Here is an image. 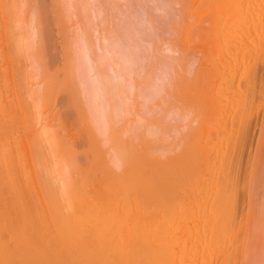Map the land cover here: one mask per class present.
I'll return each instance as SVG.
<instances>
[{"label": "rangeland", "instance_id": "rangeland-1", "mask_svg": "<svg viewBox=\"0 0 264 264\" xmlns=\"http://www.w3.org/2000/svg\"><path fill=\"white\" fill-rule=\"evenodd\" d=\"M15 1L17 2L16 5H15ZM15 1L14 0H0V26H1L0 27V41H2V42H0V64H1L0 68H2L3 65H4V67L7 66V72H8V73H5V74L3 72H0V75L2 74V76H0V77H1L2 85H3L4 81H6L7 84L10 83V85H7V86H9V88H8L9 89V91H8L9 92V96H11L14 93V96L12 95L9 99H8L9 96L7 97V99L10 101V102L7 101V103H9L10 107L14 108L16 110V113L18 114V115L16 114L17 120L15 122V126L13 125V128L14 127L16 128L17 125L21 127V128L20 127L19 128L22 130L20 133H22L21 134L22 138L24 137L25 142L23 140V142H24L23 148L24 147L25 148H24V153L21 150L22 148L20 149V153L24 154L23 156L18 154L19 152L17 153V150H19V148L21 146V145H19L20 143L18 144L17 149H16V147H15L16 145L14 144V141H13L14 139L12 137H11L12 140L9 138V142L13 145V147L15 149V151H14V149L12 147V149H10V152H11V150H13L14 151V152L12 151L13 155H14V153H16V156L15 155L14 156L17 157V158H15V157L13 158L12 157L14 159L13 160L12 158H10V155L12 154V152H11V154H9L10 153L9 150H8V152H6L5 150H2V152H1L2 154L1 155L3 156V154H5V156L3 157V159H2V157H0V161H1V163H3V162L5 163L4 166L6 167V170H7V167H8L7 165L10 164V163L12 164V160L17 162V163H15V165H17V167H15V168L18 169V167H19V169H20V173L19 174H21V177H20V175L17 174L19 176L17 179L19 180V178H20V180H21L22 172H23V175H24L23 176L24 178L22 179L21 183L24 184L25 182H27L26 181L27 179L25 177L26 175H27V177L29 176V179H32L31 183L33 182L35 184V186H36V191L35 192L37 193V189H38V192H39L38 194H40V192H41L40 195H41V198L43 197V202L45 203L47 212L49 214V218L51 219L52 218L51 216H53L54 214L56 215V213H54L53 215L50 214V211L48 210V203L49 202H47V201H50L52 203V204L49 203V206L56 207L54 210L58 209L57 206L61 207V204L65 205V206H63V208L65 210L67 209L66 207H69V206H70V209L74 210V208H72V207H74V205L71 204V202H70V200H68V198L64 199L63 195L64 194L67 195L69 197V199L70 198H72V200L75 199V200H73L74 202L72 201V203L73 204H77L78 199L76 198L77 197V189L76 188H77V185L80 184V181H84V180H82V177L80 175L90 174L89 175L90 177L89 176L86 177L87 175H85V178H84V179H86V181L88 180L89 186H87V188L89 190V189L92 188L91 187L93 185L92 183H94V184L99 183L98 180L102 179V178H105L104 176L110 170V166L108 165V163L110 161V159H109L110 155H109V158H108V154H107L108 152H106V149L109 146V144L104 143L102 137L99 138L100 139V143H99V141L97 139H95V137L93 136V133L97 132L96 129H95V126H93L94 130H95L93 132L92 130H90L92 126L90 127V125H89V124H93L92 121L89 120V117L87 118L86 115L83 116V113H82V115L81 114L79 115V112H78L79 111L78 109H81L82 105L84 106V108H86V110L88 108L87 104L85 103L86 102V97H88V100L90 99V95H89L88 87H87L89 85V80L86 77L88 73H87V71L83 72V69L77 68V65H75V63L70 62V61L74 60L75 58H77L78 54H80V52L78 50L80 49L82 44L80 43V40H79V43H78V37H79L78 36V33H79L78 31H81L82 29L86 28L87 22H88L87 19L89 18L88 20H91L93 22L95 21V24L98 25V23H99V26H100V28L102 30L101 33L103 32V35H104V33L106 34V38L105 39H103V37L101 38V36L100 37L97 36V38H101L102 40H105L106 43L109 42V43L119 44V45L116 46V48L115 47L114 48L117 50V47H118L119 52L121 50L120 57H121V59L123 58L122 63L124 61L125 62L123 64L127 63L126 67H124L125 68L124 70L125 71H126V69L129 70L126 73H128L129 76L131 75L130 76L131 78H129L127 81H130L131 79L139 80V79H141L143 77L142 75H144L146 73L145 67H147L146 66L147 64L149 65V63H151V61L153 59V57H151V56H153V52H154L155 49H156V51L160 50L159 51L160 56L162 54H163L162 57L164 56V59L162 58L163 60L158 61L159 64L156 63L157 66H158L157 68H156V65H155V68H154V71H153L154 75L152 74L154 77L152 76V78H151V81L153 80V83L150 81L151 84L150 83H149V85L147 84L146 85L147 87L144 86V87L137 88V86H136L137 89H135L134 94L137 96L138 95L137 93L139 91V96H137L138 97L137 102H140V103H139V105L137 103L134 108H137L140 111V115L142 117H144V116L146 117L147 116L146 117L147 120L145 122L143 121L144 124L141 121V126L139 128L134 124L135 126L134 125L132 126V129L133 130L135 129L134 130L135 133L133 131V135L134 136L132 135L131 138H130L129 136L126 135L127 137L124 136L125 139L130 140L133 137H135V139L132 140L134 142L136 141L135 142L136 144L133 142L135 145H138V143L140 142V144H142V146H143L142 148H145V149L150 148L152 152H154V153H156L158 155L161 154L162 156H167V154H169L171 157H172V155H173V157H175V155H176L175 152H174L175 146L177 144L187 145V142L189 143V141H188L189 139H190V142H193L192 146H193V144L196 147L199 146V149L197 148L198 152H200V150H201L200 148H207L206 145H209V149L207 148V151L205 149V154L206 153L207 154L206 155H203L204 153L202 154L203 157H205V158H203L205 160L207 159L206 158L207 155H211L210 156L211 158L209 159L210 160L209 166L211 164H213V163L214 164L211 165L213 167H211V166L209 167V172H208V170H206V169H208V165H207L208 161L206 162L207 163L206 164L205 160H203L201 158V155L198 156L200 153L198 155L194 154L195 156L192 157V162H191V165H190L191 173H194V174H192L193 179H195V181L198 180V181L195 182V184L197 182H199V179H200V184L199 185H197L198 183L196 184L198 187L197 186L196 187L194 186V187L196 189L195 193H197L195 195V197H197L196 199L198 200L199 197H200L199 200L201 199L195 205L196 208L194 207L196 209V214H194V215L192 214V216H194L195 218L198 219L199 215H202V217H205V214H207L206 216H207V219L209 218L208 219L209 224H207L208 226H205V224H204L202 219H198V220H202V224H201V221L199 222L197 219L195 220V218H194L195 221L199 222V224H198L199 225V229L203 225L204 226L200 229L201 231L199 233L202 232L200 234V237L199 238L196 237L197 241L195 240V235H196L195 233L196 232L193 231L194 232V237L192 238V240H193L192 242L193 243H191V241H190V243L188 242L186 244L188 246L187 247V251L190 252L192 250L191 252H193V250H195V251L198 250V252H201V253H203V251L204 252L206 251V253L211 251L210 253H212V250L215 249V250H213V252L215 251V253H216L217 251L220 250V247H221V248H223L221 250H223L225 253H224V255L222 254V257H221L220 261H222V259L223 260L227 259V261H229L230 258L232 257L233 259L231 258L232 260L230 261V263H232V264H244V263L245 264H247V263L248 264L249 263H251V264H255V263L264 264L262 262L263 260L259 259V258H261V256L256 254V252H255V251L258 252V250H259V246L257 245V243L254 245V243H255L254 238H256L255 236H257V232L258 231L256 232V230L253 228V222H254V220L257 217L256 214H257L258 205H256V204L261 203L262 199L264 198V193H263L264 192V190H263L264 189V185L262 184V183H264V173H263L264 172V167L260 166L262 163L264 164V51H263L264 50V29L263 30L259 29L261 32L258 30V33L256 31L255 33H252V34L248 35L245 39L243 38L244 35H245V33L243 32V28L244 27H242L238 23L236 24L238 26L234 25V26H229V27L224 28V29H220L221 31L219 33V37L222 38V36L224 35L223 36V42L224 43L226 42L225 43L226 45L224 44L225 47L222 44V47H224L223 48L224 50H220V46L221 45L220 46L218 45L219 44L218 41H217L218 38L213 36L214 34H217L218 31H215L211 26L208 25V23L205 21L206 18L200 19L201 21L200 20L197 21V23H195V25L192 24V23H194L192 21L191 24H188V29H187V25L186 24L190 23L189 22L190 18H189V15H188L187 16V19L189 18L188 22L186 23V21H184V17H186L185 15H187V14L186 13H184L185 15L183 14L182 9H181V5L178 3V0H112V1L111 0H107V2H105V0H94L95 4H94L93 0H85V1L84 0H82V1L81 0H71V1L70 0H67V1L66 0H47L48 2L46 0H42L43 3L46 5V10H47L46 16H47V19H48L49 31L50 32L48 33V39L46 41L47 45H46V50H45V52H46L45 57H44V59H40L39 61H41V64L39 65L40 62H38L37 66H36L35 63L33 64V61L31 63L32 59L30 60V57H28V55H25L26 52L24 53L22 51V49L20 48V46H19V37L21 35V32L23 31V33H24V31L26 29V24H27L28 17L30 18L31 17L30 15H32V13H33L32 10H34L33 9V6H34L33 2L34 1H32V0H15ZM77 1H78V3H77ZM18 2L20 3V5L18 4ZM66 2L68 4H66ZM51 3H53L52 5L54 7L50 6ZM101 4H102V6H101ZM84 5H88L89 7L88 8H84ZM71 8H73V9H71ZM100 8L102 9V11L104 10L105 13H107V14H105L104 11L101 12ZM97 9H98V11H97ZM105 9H108V10L106 11ZM109 9L111 11H109ZM28 10L30 12H32V13H30ZM75 11H76V13H75ZM84 11L86 12L88 18L84 16V13H85ZM12 13H13V15H12ZM17 13H18V17L20 15V18L22 20H20V19H18V17H16ZM27 13H29V15ZM73 13L76 14V15L74 16ZM103 13L106 16V19H104L105 18L104 16L101 17V15H103ZM68 14H69V16H68ZM78 14L80 16L79 18L77 16ZM111 15H112V17H111ZM15 18H16V20H15ZM107 18H109L108 22H107ZM60 19H62L63 21L60 20ZM191 20L192 19H190V21ZM97 21H99V22H97ZM101 21H102V24H101ZM182 21L184 23H182ZM21 23L23 25H21ZM108 23H110L112 25H110ZM198 23H200V24H198ZM71 25H74L76 28L74 26H72V28H71ZM81 25L82 26L84 25L85 28L82 27ZM107 25H108V27H107ZM11 27H12L13 30L10 29ZM78 27H79V29H78ZM104 27L106 28V30H105ZM238 27L240 28V30H239ZM108 28H110V29H108ZM175 28H177V30L178 29L179 30L176 31ZM66 29H68V30H66ZM97 29L99 31V28H97ZM117 29H118V31H117ZM69 30H71V31H69ZM90 31L92 33V36L95 35V34L96 35L98 34V31L96 32V29H92L91 28ZM223 32H224V34H223ZM185 33H186V35H184ZM192 33H194V34H192ZM10 34H13V35H10ZM107 35H108L109 39H108ZM242 35H243V37H241ZM94 37L92 39H94V42L96 43V41H95L96 38H94ZM104 37H105V35H104ZM112 37H113V39H112ZM217 37H218V35H217ZM224 37L226 38V40H225ZM239 37H241V39ZM213 38L216 39V40L214 39L216 41V43H214ZM101 39H100V42L102 43ZM110 39H111V41H110ZM127 39H128L129 43L127 42ZM105 41L103 42L104 43L103 45L106 44ZM116 41H117V43H116ZM139 41L140 42L142 41L141 44H140ZM206 41H207V43H206ZM227 41L230 44H227L228 43ZM7 42H8V44H7ZM98 42H99V40H97V43ZM241 43L242 44L246 43V45H247V43H250L251 44V48L247 47V49H246V48H244L245 47L244 46L243 49L244 50L246 49V50L243 51L242 48H241V46H243V45H241ZM15 44H16V46H15ZM115 44H114V46H115ZM128 44L130 46H128ZM231 44L239 45V47L236 48L237 47L236 45H235L236 47H234L235 49L232 46L228 47V45H231ZM99 45H101V44H99ZM125 45L127 47L124 48ZM131 45H132V48H129V47H131ZM252 45H255L254 47H256L258 45V47L256 49H254V47ZM78 46H80V47H78ZM112 47H113V44H112ZM120 48H122V49H120ZM74 49H75V51H74ZM249 49H251V50L249 51ZM68 50H70V51L68 52ZM225 50H226V54H227L226 57H224L225 55L223 56V53L221 54V52H223V51L225 52ZM254 50H257V51H254ZM63 52L65 53V55H64ZM130 52H131V54H130ZM22 53H23V55H22ZM76 53H77V55H76ZM134 53H135V56H134ZM142 54H143V56H142ZM159 54H157V55H159ZM247 54H248V57H247ZM250 54H252V55H250ZM16 56H17V58H16ZM73 56L74 57L76 56V57L74 58ZM5 57H6V59H5ZM66 57H67V59H66ZM144 57H147V58L145 59ZM222 57H224V58H222ZM48 58L50 59L49 61H48ZM78 58H80V57H78ZM127 59H128V62H126ZM130 59H134V60L130 61ZM42 60L43 61L45 60V61L42 62ZM80 60H82V59L80 58ZM138 60H139V62H137ZM16 61H17V63H16ZM23 61H24V63H23ZM75 61H77V59L74 60V62ZM82 61H81V65L84 62V61L83 62ZM228 62H231V63L233 62L235 64L237 63V65L232 63L233 65H229L228 66V64H229ZM3 63H5V64H3ZM168 63H170V66H168ZM202 63L203 64L207 63V64H206V66L205 65L202 66L203 65ZM214 63H215V65H214ZM133 64H134V69H133ZM38 65H39V67H38ZM81 65L79 64L78 67H80ZM84 65H86V64H84ZM127 65H128V67H127ZM184 65H186V67ZM199 65L201 66V68L203 70L199 67ZM47 66H49L51 68V70L48 69ZM82 66H81V68L86 67L87 65L83 66V67ZM141 66L143 67V69H142ZM182 66H184V67H182ZM234 66L235 67L239 66L238 67V70L240 69L239 72H238L237 69L233 70L235 68ZM37 67H38V69H37ZM193 67L194 68L198 67V68H196L195 71H194ZM128 68H130V69H128ZM172 68H173V70H172ZM191 68H193V69H191ZM23 69H24V71H23ZM25 69H26V71H25ZM65 69H66V71H65ZM174 69H175L176 74H177L176 75L177 76L176 79L174 77V75H175L174 74L175 73ZM199 69H200V71H199ZM205 69L207 70V72H206ZM43 70H44L45 74L43 73ZM49 70H50V72H49ZM34 71H35V73H34ZM38 71H40V72H38ZM78 71H79V73H78ZM235 71L237 72V74L234 75ZM76 73H78L80 75V76L79 75L78 76L80 77L81 82H84L83 86H84L85 89L84 88H80V89H82L81 90V94H82V92H84L83 93L84 95L82 94V97L80 95L78 87L74 83V82H78L79 81L78 77L75 75ZM84 73H86V74H84ZM130 73H132V74H130ZM6 74H7V76H6ZM33 74L35 75V79L37 78L36 80L33 79L34 78ZM128 75H127V77H128ZM29 76H31L32 79L29 78ZM54 76H55V78H54ZM6 77L7 78L10 77L8 79L9 83H8V80H7ZM43 77H44V79H47V81L49 80L50 77L53 80V82H49L50 86L52 85V83L54 85V88H52V90H51L52 93L51 92L47 93L48 90L44 89L43 85H42L43 87L42 86L41 87L45 91L46 94L42 93L44 91L41 90L39 85L37 86L38 89L37 88L35 89V86L34 87L31 86L32 85L31 83H33V84L36 83L37 84L41 80L43 81ZM45 77H47V78H45ZM77 79H78V81H77ZM2 80H3V82H2ZM211 80L213 82H211ZM231 80H232V82H231ZM71 81H74V82H72L74 84H72ZM175 81H177V84L174 85ZM208 81H209V83H208ZM12 82H13V86H12ZM25 82H26V84H25ZM54 82H55V84H54ZM210 82H211V86L209 85ZM44 83L48 85V83H46V81ZM180 83H181V85H180ZM64 84H65V87H61V86H64ZM154 84H155V86H154ZM250 84H251V86H249ZM29 85L33 89L31 87H29ZM49 85H48V88H49ZM81 85H82V83L80 84V87H81ZM128 85H130V84L128 83ZM20 86L22 88H20ZM150 86H151V89H150ZM168 86H169V88H168ZM170 86H171V89H170ZM207 86H208V88H207ZM217 87H218V89H217ZM248 87H250V88H248ZM86 88H87V90H86ZM143 88H145V89L143 90ZM148 88L150 89L149 91H147ZM31 89L34 90V91L37 90V92L33 91L34 92V94H33V92L30 91ZM53 89H54V92L56 94L53 92ZM155 89H156V91H155ZM161 89H162V91H161ZM0 90L3 91V92H1V91L0 92L4 96V94L6 93V91H5L6 89L4 88V86L1 87ZM170 90H171L172 93L170 92ZM205 90H207V91H205ZM213 90H214V92H212ZM216 90H217V92H219L218 94H217ZM224 90L225 91L227 90V91L225 92ZM23 91H25V92H23ZM39 91H40V93H39ZM89 91H90V89H89ZM142 91H143V93H142ZM146 92H148V97H146L147 96ZM90 93H91V91H90ZM228 93H232L231 96H230V94L228 95ZM246 93H248V94L246 95ZM58 94L60 96L59 99L57 98ZM65 94L66 95L69 94V95L65 97ZM160 94H161V96H159ZM166 94H168V95L170 94V95H169L168 98L166 97L167 99L164 101V96ZM209 94H211V95H209ZM214 94H217L215 99H218V98L220 99V96L223 97L225 94H227V96H224V97L228 98V96H230L231 98L230 99L228 98L229 101L230 102L233 101V102H231V105H230L228 100H226L227 103L225 102L226 105L229 104V105H227L228 107H225V108H227V112L229 111L228 112L229 115H226L228 113L226 112V114H225V112H224L225 109H223V107H221V111H222L221 112V116H222V114L224 116V118L220 116L221 120L223 119L221 124H223L224 120H225V123L227 122L226 126H223V127H222V125L220 126V123L216 124V121L218 122V119H217L218 117L216 118V112L217 111L213 112L212 109L209 108V107L213 106V103L215 101V100L211 101V98L213 100ZM2 95H1V97H2ZM140 95H141V97H140ZM197 95H198V97H197ZM248 95L249 96L251 95V97H248ZM32 96H33V98H32ZM83 96H85V101H83V99H84ZM241 96H242V98H241ZM46 97H47V100H46ZM206 97H207L208 102H209V99H210V101L213 102V103H210V104L207 103ZM245 97L247 99H245ZM3 98H6V97H3ZM60 98H61L62 101L63 100L64 101L63 102L60 101ZM69 98L71 100H69ZM145 98L147 100H144ZM160 98H161V100H160ZM227 98L220 99V100L224 101ZM240 98L244 99L243 102H241L242 100ZM55 99L59 100L61 105H62V103H64L63 104V108H62L61 105L57 104V101L55 102ZM200 99H202V100H200ZM170 100H172V101H170ZM235 100H238V101H235ZM249 100L251 101V103H250ZM11 101H12V103H11ZM16 101H17V105H16ZM26 101L28 103H26ZM68 101H69L70 105H68ZM167 101H170V103L168 102V104H167ZM245 101H246V104H245ZM248 101H249V103H248ZM172 102H173V104H171ZM202 102H203V104H202ZM66 103H67V105H66ZM198 103H199V105H198ZM222 103H224V102H222ZM25 104L28 105V107ZM34 104H35L36 107L34 106ZM11 105H13V106H11ZM172 105L176 106V107H173ZM232 105H234L233 106L234 108H232ZM238 105H239V107H238ZM243 105H244V107L246 106L245 109H244ZM37 106H38V110H36ZM177 106H178V109H176ZM198 107H199V109H198ZM229 107H231V108H229ZM144 109H145V111H144ZM171 109H173V110H171ZM38 111L42 112V114H45V115L47 114V116L50 119L52 118L53 121H52V123L50 125H53V126L59 125L60 122H61V119L64 116V119H62V123L64 125L61 124L62 126L60 125L59 128L55 126L56 128H58L59 132L62 131V133L60 132L61 135L58 134L59 137H63L62 134L65 131H66L65 132V136H66V134L68 132L67 131L68 128H70L69 131L73 132L71 134H73L74 136H76V134L80 135L79 136L80 137V141H79L80 145L78 146V144H77V147H76V148H78L76 152L79 155L77 156V158L75 157L77 161L74 160L75 158L73 159L74 160V167H73L72 171H70L71 175L69 174L70 177L73 176L72 180L68 177L70 179L68 184L72 187L71 191L75 189V191L73 193H69L68 192L70 190V188H69V190L67 192H64L65 191L64 189L69 187L68 184L66 185L65 188H63V193L64 194H62L60 192V189H62L61 186L63 184L62 181L65 178H62L61 175H60L61 179L58 180L55 177L56 174H53V173H55L54 172L55 168L52 167L51 163H50L51 162L50 156H52V155L49 153V151H47V149H48L47 146H44V143L42 145V140H40V141L38 140L39 141L38 142L35 139L37 137L40 138V136H38V134L36 135V134L33 133V131L35 132V130H36V129L33 130V128L35 126L34 123L36 122V120H35V118L37 117L36 114L39 113ZM82 111H84V109L81 110V112ZM84 114H87V113H85V111H84ZM187 114H191V117H193V118H191L190 115H187ZM246 115L248 116V118H247ZM60 117H62V118L59 119ZM152 117H154V118H152ZM185 117L186 118L188 117V118L186 119ZM249 117H251V118H249ZM78 118H79V120H78ZM135 118H136V120L139 119L137 117H135ZM228 118L231 121L228 120ZM196 119L197 120L199 119V122H197L195 124ZM226 119H227V121H226ZM178 120H179V123H178ZM221 120H220V122H221ZM23 121H24V123H23ZM28 121H30V123ZM90 121H91V123H90ZM175 121H176V123H175ZM187 121H188V123H186ZM228 121H229L230 124L228 123ZM235 121H236V124H235ZM26 122H27V124H26ZM153 123L155 124V126H154ZM212 123H213V125H212ZM233 123L235 124L234 127H233ZM244 123H245V127H244ZM80 124H81V126H80ZM142 124L144 126H142ZM177 124H179L180 126L177 125ZM186 124H187V126H186ZM68 125H70V126H68ZM145 125H147L146 128H145ZM162 125H163V127H162ZM194 125H197V127H201V128H197ZM84 126H85V128L83 129ZM184 126H186V127H184ZM188 126L189 127H194L195 129L193 128L194 130L191 131L190 129H192V128L189 129ZM28 127L29 128L31 127V128L29 129ZM62 127H64L63 128L64 131L62 130ZM122 127L125 128L126 124L123 123ZM35 128H37V127L35 126ZM88 128H89V131H88ZM123 128H120V130L123 131L124 130ZM137 129H140V130H137ZM145 129H147L148 131L145 130ZM157 129H159V130H157ZM203 129H204V131H203ZM15 130L17 131L18 129H15ZM24 130L27 131V134L24 133ZM37 130H38V128H37ZM86 130H87V132H86ZM151 130H153L156 134L155 133L152 134L151 132H153V131H151ZM144 131H145V134H143ZM208 131H209V134H208ZM161 132H163V133H161ZM202 132H204L203 133L204 136L201 134ZM221 132H222V134H221ZM239 132L241 133V135H240ZM17 133L15 135H17ZM81 133H82V135H81ZM87 134H88V136H87ZM242 134H244V135H242ZM28 135L29 136L31 135V136L29 137ZM186 135H187V138H185ZM223 135H224V137H223ZM245 135L246 136L248 135V137H245ZM166 136H168L169 138H167ZM79 137H77L78 140H79ZM122 137H123V134H122ZM212 137H214V138H212ZM235 138H236V140H234ZM61 139L63 140V138H60L59 140L61 141ZM137 139H138V141H137ZM196 139H199L198 143H197ZM78 140H77V142H78ZM223 140L224 141L226 140L225 143H224ZM241 140H242V142H241ZM159 141H160V143H159ZM26 142H27V144H26ZM38 143H41V144L38 145ZM62 143H63V146H65L67 144L66 140H63ZM168 143L172 144V145H170L171 147H169ZM221 143L223 144L222 146H221ZM228 143H229V145H228ZM104 144H106L107 146L106 145L104 146ZM198 144H200V145H198ZM210 144H213V147L211 145L212 148H210ZM100 145H103V146H100ZM56 146L57 147L59 146L58 142H57ZM154 146L156 148H154ZM8 147H7V149H8ZM42 147H43L44 151H42ZM44 147L46 148V150H45ZM152 147H153V149H152ZM157 147H162V149L159 148L160 150H158ZM164 147H166V148L164 149ZM59 148L61 150L62 149L64 150V148L62 147V144H61V147H59ZM76 148H75V150H76ZM27 149H29V151ZM25 150L27 152H29V153L26 152L27 155L25 154ZM167 150H169V151H167ZM170 150H171V152H170ZM3 151L8 153L9 155L4 153ZM103 151H105V152L103 153ZM44 152H47V153H44ZM62 152L63 151H61V154L63 155ZM218 152L220 154H217ZM77 153H76V155H77ZM46 154L48 155L47 158L49 157L48 159L46 158ZM49 154H50V156H49ZM58 154H59V151H58ZM6 155L8 156V158H5ZM19 155L21 156V158L24 157V159L20 160L21 165L18 164V160H19L18 156ZM25 155L27 156V158H26ZM213 156H214V158H213ZM234 156H236V157H234ZM4 158H5V161H4ZM55 158L57 159V158H60V157H59V155H57ZM107 158L109 160H107ZM208 158H209V156H208ZM25 159H26V162H25ZM102 159L104 161H102ZM201 159H202V161H204V168H205V164L207 165L206 169H204L202 167L203 165H201V164L203 162L201 161ZM211 159H212V161H215V162H212ZM7 160H11V162H9L7 164V162H8ZM101 161H102V163H100ZM195 161H198V162L201 161L202 163L199 162L200 163L199 164V163H197ZM45 162L49 163V165L51 166V167H49V170L47 169V171L50 172V175H51L50 178L51 179H49V173H48V178H47V172H44V170H46V167L42 171V166L41 165L43 164V166H44ZM76 162L80 163L81 167ZM24 163L25 164H29L32 168L30 169V167H28L29 165H27V167L30 170L26 169ZM22 164L24 165V167L22 166ZM99 164H100V166H99ZM105 164H106V166L104 167ZM49 165H47V166H49ZM230 165H231V167H230ZM13 168H14V166H13ZM22 168H23V170H22ZM24 168H25V170H29V171L25 172ZM187 168H189V167H187ZM197 169H199V170H197ZM224 169H226V171ZM21 170H22V172H21ZM201 170H202V172H201ZM211 170H213V171L210 173ZM262 170H263V172H261ZM101 171H104V172H101ZM18 172H19V170H18ZM33 172H34V174H33ZM258 172L260 174H258ZM28 174H31V176L28 175ZM212 174L214 175V177H212ZM219 174H220V176H219ZM194 175H199L198 177H200V178L197 179V178H195L196 176H194ZM229 175H230V181H229V178H228ZM236 175L238 176V178L236 177ZM8 176H9V173H8ZM12 176L13 175H10L9 177L14 178L16 180L15 176L14 177H12ZM53 176L55 178H53ZM95 176H97L98 179ZM256 176L259 179V181L256 178ZM9 177L5 178L6 182H5V179H4L2 181V185H1L2 187H8L7 191L9 190V186H10V189L12 188V182H11L12 180H10ZM63 177H64V175H63ZM74 177L75 178H79V180L74 181L75 180ZM45 178H46V180H45ZM73 178H74V180H73ZM48 179L52 180L54 186L50 183V181H48ZM54 180H55V182H54ZM223 180H226V182H228V184L230 183L228 185V186H230V188H228V190H227V188H224V189L222 188L223 185H224V187H225V185H227V184H222ZM46 181H47V183H45ZM58 181L60 182V184H57V183H59ZM103 181H104V183L102 182L103 184L102 185L100 184V187H102V186L104 187L106 185L105 184V180H103ZM78 182H79V184H78ZM100 182H101V180H100ZM193 182H194V180H193ZM258 182H259V184H258ZM28 183H30L29 180H28ZM260 183H261V185H260ZM216 184H217V186H216ZM219 184L222 185V186H220V188H222V190H218ZM255 184H258L257 185L258 189L255 186ZM48 185H50V186H48ZM192 185H194V184L192 183ZM46 186H47V189L45 188ZM97 186H98V184L95 187H97ZM100 187L98 186V188H100ZM253 187H255V188H253ZM231 188H233L232 190L234 191V193H233L234 195H232L234 197V199H233V201H234V205H233L234 209H233L232 204H230L231 201L229 203L230 204L229 207L231 208V206H232V214H231L232 218L231 219H233V220L231 222L232 224L230 223V225L232 227L229 226L232 229V231H231L232 234H231V232L229 230L230 233L228 232V235H226L227 237L226 236L223 237V234H225L224 233L225 231L222 234H218V231L216 230L217 223L220 222V225L223 226L221 224L220 217H219L220 221H218V216L220 214V209H218L219 213L216 216L215 215L216 212L215 211H214V213L212 212V210L210 209L211 208L210 205H212V203L214 201V204L215 205L217 204L219 206V199L225 195L226 190L230 191ZM51 189H52V191H50ZM197 190H199L198 191L199 193L197 192ZM232 190H231V193H232ZM256 190H259L258 191L259 195L257 194ZM11 192H12V189H11ZM33 192H34V190H33ZM67 193H69L70 196ZM206 193H209L210 194L209 196H211L210 197L211 199H208V204L209 205L206 203V198L209 197L208 195L206 197ZM47 194L49 196L51 194V196H50L51 198H49V196ZM201 194H202L203 197L201 196ZM256 194H257V196H256ZM260 194H261V196H260ZM52 195H53V197H52ZM65 195H64V197H65ZM46 196L49 199H47ZM262 196H263V198H260ZM230 197H231V195H230ZM232 198H231V200H232ZM66 199H67V201H66ZM76 200H77V202H76ZM203 200H204L205 207H204V204H203ZM68 201H69V206L67 205ZM60 202H61V204H60ZM54 203H57L58 205L55 206ZM200 203H202L203 206L200 207L199 206ZM63 208H62V210H64ZM204 208H205V211L203 210ZM230 208H228V209H230ZM70 209H67L64 212L67 213V212H69L68 210H70ZM207 211H209V212H207ZM71 212H73V211H71ZM230 212H231V210H230ZM252 212L254 213L253 215H252ZM222 213L223 212H221V215H222ZM203 214H204V216H203ZM228 214H230V213H228ZM189 215H190L189 217H190V220H191L192 216H191V214H189ZM196 215H198V216L196 217ZM211 215H212V218H211ZM253 216L255 217L254 219H253ZM204 219L206 221V217ZM190 220H189V222L192 224L193 222H191ZM52 221H54V220H52ZM239 221H240V223H239ZM183 223H184V221L183 222L181 221L180 225L181 224L183 225ZM189 224L187 223V225H189ZM193 224H192L191 227H197L198 226V225L193 226ZM195 224H197V222ZM220 225L218 226L219 228H220ZM240 225H242V226H240ZM238 226H240V227H238ZM206 227L208 228V230H207L208 233H205L206 232L205 231L204 234H203V230ZM218 227H217V229H218ZM248 227H249V229H248ZM209 228L211 229V231H210ZM227 231H228V229H227ZM249 231L250 232L253 231L250 234L251 238L248 236V234L250 233ZM193 232H192V234H193ZM199 233L197 232V235H199ZM252 233H254V238H253ZM201 235H202V237H201ZM214 235H216V237L217 236L218 237L216 238ZM211 236H212V238H211ZM246 236H247V238H246ZM213 237H215V238H213ZM220 237H222L223 240H221L222 238L220 239ZM218 238L220 240H218ZM246 239H247V241L248 240L251 241V242L254 241V243L248 242V243L252 244V245L251 244L248 245V244H246L247 243ZM251 239H253V240H251ZM212 240H214V243H211V242H213ZM220 242H221V244H220ZM183 244L184 243L181 244V247H183ZM258 244L260 245V243H258ZM219 245H220V247H217ZM256 246H258V248L254 249V248H256ZM210 247L211 248L213 247V248L211 249ZM189 249H191V250H189ZM246 251H248V252H246ZM210 253H208V254L210 255ZM229 253H231V254H229ZM245 257H246V259H245ZM257 258H258V260H257ZM252 259L254 260L253 262H252ZM244 260H246L247 262L244 261Z\"/></svg>", "mask_w": 264, "mask_h": 264}, {"label": "bare ground", "instance_id": "bare-ground-1", "mask_svg": "<svg viewBox=\"0 0 264 264\" xmlns=\"http://www.w3.org/2000/svg\"><path fill=\"white\" fill-rule=\"evenodd\" d=\"M32 1H34L33 2L34 3V6H33L34 10H32L33 13L28 10L30 13H32V15H30L31 16L30 18L28 17L27 24H26V29H25L24 33H23V31L22 32L20 31L21 35L19 37V46H20V48L22 49V51L24 53L26 52L25 55H28V57H30V60L32 59L31 63L33 61V64L35 63V65L37 66L38 62H40L39 65L41 64V61H39V60L40 59H44V57H45V54H46L45 50H46V45H47L46 41L48 39V33L50 31H49L48 19H47V16H46V12H47L46 5L43 3L42 0H32ZM93 2L95 4L94 0H93ZM105 2H107V0H105ZM77 3H78V1H77ZM178 3L181 5V9H182L183 14L184 13L187 14V15L184 14L186 16V17H184V21H186V23H187L189 18L192 19L191 21L189 19L190 23L186 24L187 25V29H188V24H191L192 21L194 22L192 24L195 25V23H197V21H199L200 19L206 18L205 21L208 23V25L211 26L215 31H218V33L216 32L217 34H214L213 36L218 38L217 39V41L219 43L218 45L219 46L221 45L220 46V50H224L223 48L226 45L225 44L226 42L225 43L223 42V36L224 35L222 36V38L219 37V33L221 31L220 29H224V28H227L229 26H234V25H236L238 23L242 27H244L243 28V32L245 33V35H244V37H243V35L241 36L244 39L248 35H250L252 33H255L256 31L258 33L259 29L260 30L264 29V0H178ZM16 4H17V2L15 1V5ZM18 4L20 5L19 2H18ZM52 4L53 3H51L50 6H53ZM66 4H68V3L66 2ZM101 6H102V4H101ZM88 7H89L88 5H84V8H88ZM71 9H73V8H71ZM100 10H101V12L104 11V10L102 11L101 8H100ZM105 10L107 11L108 9H105ZM97 11H98V9H97ZM109 11H111V10L109 9ZM75 13H76V11H75ZM104 13H105V11H104ZM104 13H103V15H101V17L104 16L105 17L104 19H106L105 14H107V13H105V14ZM27 14L29 15V13H27ZM12 15H13V13H12ZM75 15L76 14H74V16ZM188 15H189V18L187 19ZM68 16H69V14H68ZM77 16H78V18L80 17L79 14ZM84 16L88 18L86 12L84 13ZM16 17H18V13H17ZM111 17H112V15H111ZM18 19L22 20L20 18V15H19ZM88 19H87L88 22H87L86 28H85L84 25L83 26L81 25L85 29L81 28L82 30L78 31L79 32L78 33V36H79L78 37V43H79V40H80V43L82 44L81 47L78 46V47H80V49L78 48L79 49L78 51L80 52L81 55L78 54L77 58H75L76 56L75 57L73 56L75 58L74 60L77 59V61L74 62V60L71 59L72 61H70V62L75 63V65H77V68L83 69V72L87 71V73H88L86 77L89 80V85L87 87H88V92H89V95H90V99L88 100V97H86V102H85L87 104L88 108L86 110V108H84V106L81 104L82 105L81 109H78L79 111L78 110L77 111L79 112V115L80 114L82 115V113H83V116L86 115L87 118L89 117V120H91L92 123L94 124V125L93 124H89V125H90V127L91 126L92 127L95 126V129L97 131L96 133L94 132L95 131L94 127L93 128L91 127V129H90V130H92L94 132L93 136L95 137V139H97L99 141V143H100V139L99 138L102 137L104 143L109 144V146L107 147V149L108 148L109 149L108 150L106 149V152H108L107 153L108 154V158H109V155H110L109 163L111 162L110 164L112 166L107 162L108 165L110 166V170L108 169L109 171L104 176L105 178L101 177L102 179H99L98 180L99 183H97L98 186L100 187V184L102 185L104 183L103 180H105V184L106 185L104 187L102 186V187L98 188V186L95 187L97 184L92 183L93 184V185L91 184L92 188L88 190V188H87V186H89L88 180L86 181V179H84V178H85V175H87L86 177H88L90 174H84V175H80L79 174L82 177V180H84V181H80V184L78 182L79 185H77V188L75 187L77 189V197L76 198L78 199V202L76 200L77 204H73L72 203V201L75 200V199H73V200H72V198L69 199V197L63 193V188L66 187V185L68 184L70 179L72 180V177H73V176L70 177V175H71L70 171H72V169L74 167V160L77 161L76 158L79 155L76 152L77 149H78L76 147H77V144H78V146L80 145L79 144L80 143L79 142L80 141V137H79L80 135H77L75 133L76 136H74L73 134H71L73 132H70L69 131L70 128H68V130H67L68 132H67L66 136H65V132H66L65 131L62 134L63 137H59L58 134L61 135L62 131H60L61 132L60 133L58 131V128H59V126L61 124L64 125L62 123V119H64V116H63V118L62 117L59 118V119H61V118L62 119H61V122H60L59 125H55L56 127H58V128H56L55 126L50 125L52 123V121H53L52 118L50 119L47 116V114L45 115V114H42V112L38 111L39 113L36 114L37 115V117L35 118L36 122L34 123L35 126L38 128V130L34 126L33 130H35V129L36 130H35V132L33 130L32 131H33L34 134H36V135L38 134V136H40V138L37 137L35 139L37 141L38 140L39 141L42 140V145L44 143V146H47V148H48L47 151H49V153L52 155V156H50V154H49L50 160H51V162H50L51 166L55 168L54 169L55 173H53V174H56L55 177L58 180L61 179L60 175H61L62 178H65L62 181L63 184L61 186L62 189H60V192L65 195V197L63 195L64 199L68 198V200H70L71 204L74 205V207H72V208H74V210L70 209L69 201H68L67 205L69 207H66V208L70 209V210H68L69 212L66 213L64 211H66L67 209L65 210L63 208V206H65V205H62L61 202H60L61 207L64 210H62L61 207L57 206L58 205L57 203H54V205L57 206L58 209L54 210L56 207L49 206V203L50 204H52V203L50 201H47V202H49L48 203V210L50 211V214L53 215L54 213H56V215L55 214L53 215L54 217L50 215L52 217L51 219L54 220V221H52L49 218V214L47 212L45 203L43 202V197L41 198V195H40L41 192H40V194H38L39 193L38 189H37V193L35 192L36 191V186H35V184L33 182L31 183L32 179H29V176L27 177V175L24 173L26 175L25 177L27 179L26 180L27 182H25L24 184L21 183L22 179L24 178L23 177L24 175H23V172H22L23 168L21 170V172H22L21 180H20V178H19L20 181L17 179L19 177L18 175H20V177H21V174H19L20 173L19 167H18V169L15 168V167H17V165H15V163H17V162L13 161L14 160L13 158L16 156V153H14V155H15L14 156L13 152L15 151V149H14L13 145L9 142V138L11 140H12V138L14 139L13 141H14V144L16 145L15 146L16 149H17L18 144L20 143L19 145H21V146H20L19 150H17V153L19 152L18 154H20L22 156L24 154L20 153V149L22 148L21 150L24 153V148L25 147L23 148V146H24L25 140H24V137L22 138V136H21L22 133H20L22 131L20 129L21 127L18 126V125H17L16 128L14 127L15 129H18L19 131L18 130L16 131L13 128V125L15 126V122L17 120V116H16L17 113H16V110L14 108L10 107L9 103H7V101L10 102L8 99L12 95L14 96V93L11 96H9V92H8L9 91V89H8L9 86H7V85H10L9 80H8L10 77H8V78L6 77L9 84H7L6 81H4L3 85L1 83V77H0V89L3 86L6 89L5 90L6 93L4 94V96L1 94V92H3V91L0 90L1 91L0 92V157H2V159H3V157L5 156V154H3V156L1 155L2 154L1 153L2 150H5L6 152H8V150H9V152H10V149H12V147L14 149V151L11 150V152L13 151L12 154H11V152L9 153V154H11L10 158L13 157L12 158L13 160L11 159L12 160V164L11 163L8 164L9 162H11V160H7L8 162L6 161L7 164H8V165L6 164L8 166L7 170H6V167L4 166L5 163L4 162L1 163V161H0V187H1L0 188V264H232V263H230V261L233 259L232 257H231L232 259L230 258L229 261H227V259H224V260L222 259V261H220L221 257H222V254L224 255V253H225L223 250H221L223 248H221L220 245L217 246V247H220V250L215 253V251L213 252V250H215V249H213L212 253H210L211 251L208 252V253H210V255L208 253H206V251L205 252L203 251V253L198 252V250L197 251L193 250V252H191L192 251L191 249H189V250H191L190 252L187 251V247L188 246L186 244L188 242L190 243V241H191V243H193L192 242L193 241L192 238L194 237V232H196L195 233L196 234L195 235V240L196 241H197L196 237L199 238L200 234L202 233V232L201 233H199V232L201 231L200 229L204 225L202 227H200V229H199V225H198L199 222L201 221V224H202V220H203L205 226H208L207 224H209V221H208L209 218L207 219V216H206L207 214H205L206 221L204 219L205 217H202V215H199V216L196 215V217L198 216V219H202V220H198L197 218L192 216V214L193 215L196 214L195 205L201 199L199 200V198H200L199 197L198 200H197L196 199L197 197H195V195L197 194V193H195V190H196L195 187L200 184V179H199V182H197L198 184L196 183L197 184L196 185L195 182L198 181V180L195 181V179H193L192 174H194V173H191V170H190L192 157L195 156L196 154L198 155L200 153L198 156L201 155L202 159L205 158V157H203V155L207 154V153L205 154V149L207 151V148L209 149V145H206L207 148H200L201 150H200V152H198L197 148L199 149V146L196 147L194 144L192 146L193 142H190V139H189L188 140L189 143L187 142V145L177 144L175 146V149H174V152H175L176 155H175V157H173V155L171 157L169 154H167V156H162L161 154L158 155V154L152 152L151 149L147 148V147H146L147 149L142 148L143 146H142V144H140V142L138 143V145H135L136 141L135 142L132 141V140L135 139V137L130 139L131 136L133 135V131L135 130V129L134 130L132 129V126L135 124L139 128L141 126V121L144 124V122L147 120V118H146L147 116L146 117L145 116L142 117L140 115V111L137 108H134L137 103H138V105L140 103V102H137V99H138L137 96H139V91H138V93L136 92L138 94L137 96L134 94V91H135V89H137L139 87H144L147 84L149 85V83L151 84V82L153 83V80L151 81V78L154 75L153 71H154L155 65H156V68H157L158 66H157L156 63L159 64L158 61H161V60L164 59V56L162 57L163 54L160 56V54H159L160 50L156 51V49H155L154 52H153V56H151V57H153V59L151 58L152 59V61L150 60L151 63H149V65L148 64L146 65L147 66V67H145L146 73L145 72H144L145 74L143 73L144 74V75H142L143 77L141 79H139V80L131 79L130 81H127L129 78H131L130 77L131 75L129 76L128 73H126L129 70H127V69H126V71L124 70L125 69L124 67H126L127 63L123 64L125 61L122 63L123 58L121 59V57H120L121 50L119 52L118 47H117V50L115 49L116 46L119 45V44L109 43V42L106 43L105 40H102L101 39L102 37H103V39L106 38V34L104 33V35H105V37H104L103 32L101 33L102 30H101V28L99 26V23L97 25V24H95V21L93 22V21L88 20ZM108 19L109 18H107V22H108ZM15 20H16V18H15ZM60 20H62V19H60ZM97 22H99V21H97ZM110 23H108V24H110ZM182 23H184V22L182 21ZM101 24H102V21H101ZM198 24H200V23H198ZM21 25H23V24L21 23ZM110 25H112V24H110ZM72 26H74V25H71V28H72ZM236 26H238V25H236ZM107 27H108V25H107ZM91 28L92 29H96V32L98 31L97 28H99L98 34L97 35L95 34V35L92 36V33L90 31ZM10 29H12V27ZM78 29H79V27H78ZM108 29H110V28H108ZM175 29H176V31L179 30V29L177 30V28H175ZM66 30H68V29H66ZM105 30H106V28H105ZM239 30H240V28H239ZM69 31H71V30H69ZM117 31H118V29H117ZM194 33H192V34H194ZM223 34H224V32H223ZM10 35H13V34H10ZM184 35H186V33ZM217 35H218V37H217ZM97 36H99V37L101 36V38H97ZM93 37L96 38V40H95L96 43L94 42V39H92ZM107 37H108V35H107ZM241 37H239V38L241 39ZM100 39H101L102 43L100 42ZM108 39H109V37H108ZM112 39H113V37H112ZM214 39L215 38H213V40ZM97 40H99L98 43H97ZM215 40H214V43H216ZM225 40H226V38H225ZM104 41H105V43L107 45L106 44L103 45ZM110 41H111V39H110ZM0 42H2V41H0ZM127 42H128V39H127ZM141 42H140V44H141ZM116 43H117V41H116ZM206 43H207V41H206ZM7 44H8V42H7ZM99 44H101V45H99ZM112 44H113V47H112ZM114 44H115V46H114ZM222 44L223 45L225 44L224 47H222ZM227 44H230V43L228 42ZM132 45L129 48H132ZM235 45L231 44V45H228V47L229 46L230 47L232 46L233 48L236 47V46H237L236 48L239 47V45H236V46ZM241 45H243V46H241L243 51H245L247 49V47L251 48V44L250 43H247V45H246V43H243V44L241 43ZM15 46H16V44H15ZM128 46H130V45L128 44ZM252 46L254 47L255 45H252ZM125 47H127V46L125 45L124 48ZM243 47L246 48V49L244 50ZM257 47H258V45L256 47H254V49H256ZM120 49H122V48H120ZM250 50L251 49H249V51ZM69 51L70 50H68V52ZM74 51H75V49H74ZM254 51H257V50H254ZM131 52H130V54H131ZM222 53H223V56L225 55L224 57H226V55H227L226 54V50H225V52L224 51L221 52V54ZM157 54H159V55H157ZM252 54H250V55H252ZM22 55H23V53H22ZM64 55H65V53H64ZM76 55H77V53H76ZM134 56H135V53H134ZM142 56H143V54H142ZM78 57H80L85 63L82 60H80V58H78ZM224 57H222V58H224ZM247 57H248V54H247ZM16 58H17V56H16ZM144 58L146 59L147 57H144ZM5 59H6V57H5ZM66 59H67V57H66ZM49 60L50 59L48 58V61ZM132 60H134V59H130V61H132ZM44 61L42 60V62H44ZM81 61L83 62V64H82L83 66L87 65L86 66L87 68L83 67L81 65ZM126 62H128V59H127ZM137 62H139V60ZM16 63H17V61H16ZM23 63H24V61H23ZM228 63H229L228 66L235 64L233 62H232L233 64L231 62H228ZM3 64H5V63H3ZM79 64L83 68H81V66L78 67ZM84 64H86V65H84ZM206 64L204 63L202 66H204V65L206 66ZM39 65H38V67H39ZM214 65H215V63H214ZM235 65H237V63ZM168 66H170V63H168ZM184 66L186 67V65H184ZM184 66H182V67H184ZM38 67H37V69H38ZM47 67H48V69L51 70V68L49 66H47ZM127 67H128V65H127ZM199 67L201 68L200 65H199ZM238 67H235L233 70H235V69L238 70ZM173 68H172V70H173ZM193 68H191V69H193ZM196 68H198V67H196ZM196 68H194V71H195ZM128 69H130V68H128ZM133 69H134V64H133ZM142 69H143V67H142ZM50 70H49V72H50ZM239 70H238V72H239ZM23 71H24V69H23ZM25 71H26V69H25ZM35 71H34V73H35ZM65 71H66V69H65ZM174 71H175V69H174ZM199 71H200V69H199ZM0 72H3L4 74L8 73L7 72V66L4 67V65H3V67L0 68ZM38 72H40V71H38ZM206 72H207V70H206ZM43 73L45 74L44 70H43ZM78 73H79V71H78ZM78 73H76L75 75L78 77L79 81L77 79L78 82L71 81V83L72 82L75 83V85L78 87L80 95L82 97V94L84 92H82V94H81V90L82 89H80V88H84V86H83L84 82H81L80 77H79L80 75ZM84 74H86V73H84ZM126 74L128 75V77H127ZM130 74H132V73H130ZM174 74H175L174 77L176 79L177 78L176 71H175ZM235 74H237L236 71L234 72V75ZM0 76H2V74ZM6 76H7V74H6ZM33 77H34L33 79H35V75ZM29 78L32 79L31 76H29ZM45 78H47V77H45ZM54 78H55V76H54ZM45 81H46V83H48V85H49V82H53L51 77L49 78L48 81H47V79H44V77H43V81L41 80L37 84L36 83H34V84L31 83L32 84L31 86L32 87L35 86V89L36 88L38 89L37 86L39 85L41 90H43L42 87L44 86L43 88L48 90L47 93H49V92L52 93L51 90H52V88H54L53 83H52L51 86L49 85V88H48V85L44 83ZM2 82H3V80H2ZM80 82L82 83L81 87H80V84H81ZM127 82L130 85H128ZM211 82H213V81L211 80ZM211 82L209 84L210 86H211ZM231 82H232V80H231ZM74 83H72V84H74ZM181 83H180V85H181ZM208 83H209V81H208ZM25 84H26V82H25ZM54 84H55V82H54ZM155 84H154V86H155ZM175 84H177V81H175L174 85ZM251 84L249 86H251ZM12 86H13V82H12ZM31 86L29 85V87H31ZM136 86H137V88H136ZM61 87H65V84H64V86H61ZM20 88H22V87L20 86ZM168 88H169V86H168ZM207 88H208V86H207ZM248 88H250V87H248ZM32 89L30 91L33 92L34 90H32ZM89 89H90L91 93H90ZM144 89L145 88H143V90ZM150 89H151V86H150ZM150 89L148 88L147 91H149ZM170 89H171V86H170ZM217 89H218V87H217ZM86 90H87V88H86ZM40 91H39V93H40ZM155 91H156V89H155ZM161 91H162V89H161ZM205 91H207V90H205ZM23 92H25V91H23ZM34 92H37V90L34 91ZM34 92H33V94H34ZM53 92H54V89H53ZM170 92H171V90H170ZM212 92H214V90ZM216 92H217V90H216ZM42 93H45V91L42 92ZM142 93H143V91H142ZM218 93L219 92H217V94ZM146 94H147L146 97H148V92H146ZM217 94H214L213 100L211 98V101L215 100L214 103L211 102L210 99H209V102H208L207 97H206V100H207V103H209V104L213 103V106L209 107V108H211L213 112L217 111L216 112V118L218 117L217 118L218 122L216 121V124L220 123V126L222 125V127H223V126H226L227 122L225 123V120H224L223 124H221L222 120H223V119L221 120V118H220L221 112H222L221 111V107H223V109H225L224 112L226 114L227 108H225V107H228L227 105H229V104L226 105V103H227L226 100L229 101V99L231 98L230 96H231L232 93H228V95L230 94V96H228L229 99L227 97H224V96H227V94H225L223 97L227 98V99H225L224 101L220 100V99H224L221 96H220V99L219 98L215 99ZM247 94L248 93H246V95ZM1 95H2V97H1ZM68 95L65 94V97L68 96ZM166 95L164 96V101L169 97L170 94L169 95L166 94ZM209 95H211V94H209ZM159 96H161V94ZM3 97H6V98H3ZM7 97H8V99H7ZM59 97L60 96L58 94L57 98L59 99ZM83 97H84L83 101H85V96H83ZM140 97H141V95H140ZM197 97H198V95H197ZM248 97H251V95L250 96L248 95ZM32 98H33V96H32ZM61 98H60V101H62ZM241 98H242V96H241ZM56 99H55V102L57 101V104L61 105L59 100H56ZM245 99H247V98L245 97ZM46 100H47V97H46ZM69 100H71V99L69 98ZM144 100H147V99L145 98ZM160 100H161V98H160ZM200 100H202V99H200ZM217 100L218 101L220 100L221 102L220 101L218 102ZM241 100H242L241 102H243L244 99H241ZM170 101H172V100H170ZM170 101H167V104H168V102L170 103ZM235 101H238V100H235ZM249 101H248V103H249ZM222 102H224V103H222ZM231 102H233V101H231ZM231 102L229 101L230 105H231ZM11 103H12V101H11ZM26 103H28V102L26 101ZM250 103H251V101H250ZM63 104L64 103H62V105H61L62 108H63ZM171 104H173V102ZM202 104H203V102H202ZM245 104H246V101H245ZM16 105H17V101H16ZM66 105H67V103H66ZM68 105H70L69 101H68ZM198 105H199V103H198ZM11 106H13V105H11ZM26 106L28 107V105H26ZM34 106H35V104H34ZM38 106H37L36 110H38ZM233 106L234 105H232V108H234ZM173 107H176V106H173ZM238 107H239V105H238ZM243 107H244V105H243ZM229 108H231V107H229ZM245 108H246V106L244 107V109ZM83 109H84L85 113H87V114H84V111L81 112V110H83ZM176 109H178V106H177ZM198 109H199V107H198ZM171 110H173V109H171ZM144 111H145V109H144ZM191 114H187V115H190V117H191ZM226 115H229V113L226 114ZM135 117H137L139 119L136 120ZM221 117L224 118L223 114H222ZM152 118H154V117H152ZM191 118H193V117H191ZM247 118H248V116H247ZM249 118H251V117H249ZM219 119L221 120V122H220ZM78 120H79V118H78ZM228 120H230V119L228 118ZM91 121H90V123H91ZM226 121H227V119H226ZM28 122L30 123V121H28ZM197 122H199V119L198 120L196 119L195 124ZM23 123H24V121H23ZM123 123L126 124L125 128L122 127ZM175 123H176V121H175ZM178 123H179V120H178ZM186 123H188V121ZM228 123H229V121H228ZM26 124H27V122H26ZM143 124H142V126H144ZM235 124H236V121H235ZM235 124L233 123V127H234ZM177 125H179V124H177ZM212 125H213V123H212ZM68 126H70V125H68ZM80 126H81V124H80ZM146 126L147 125H145V128H146ZM154 126H155V124H154ZM186 126H187V124H186ZM186 126H184V127H186ZM194 126L197 127V125H194ZM162 127H163V125H162ZM244 127H245V123H244ZM63 128L64 127H62V130H63ZM84 128H85V126L83 127V129ZM120 128H123L125 131L124 130L123 131L120 130ZM190 128H192V129H190ZM193 128L194 127H189V129L191 131H193L195 129V128L194 129ZM197 128H201V127H197ZM137 130H140V129H137ZM145 130H147V129H145ZM157 130H159V129H157ZM88 131H89V128H88ZM151 131H153V130H151ZM203 131H204V129H203ZM86 132H87V130H86ZM163 132H161V133H163ZM16 133H17V135H15ZM24 133L27 134V131L24 130ZM134 133H135V131H134ZM151 133L154 134L155 132L153 131ZM203 133L204 132H202L201 134L204 136ZM122 134H123V137L124 136L125 137L129 136L130 140L125 139V137L123 138ZM143 134H145V131H144ZM208 134H209V131H208ZM221 134H222V132H221ZM244 134H242V135H244ZM81 135H82V133H81ZM240 135H241V133H240ZM87 136H88V134H87ZM74 137L77 140H78L77 137H79L78 142H77V140ZM166 137L169 138L168 136H166ZM223 137H224V135H223ZM245 137H248V135L247 136L245 135ZM58 138L59 139L63 138V140H66L67 144L66 145L64 144L65 146H63V143H62L63 140L61 139V141H60ZM185 138H187V135L185 136ZM212 138H214V137H212ZM23 140H24V142H23ZM234 140H236V138ZM137 141H138V139H137ZM196 141L198 143L199 139H196ZM225 141H224V143H225ZM57 142H58V145H59L58 147L56 146ZM241 142H242V140H241ZM159 143H160V141H159ZM26 144H27V142H26ZM39 144H41V143H38V145ZM61 144H62V147L64 148V150L63 149L61 150L59 148V147H61ZM106 144H104V146ZM170 145H172V144L170 143L169 147H171ZM198 145H200V144H198ZM211 145L213 147V144H210V148H212ZM222 145L223 144L221 143V146ZM228 145H229V143H228ZM100 146H103V145H100ZM7 147H8V149H7ZM75 148H76V150H75ZM154 148H156V147L154 146ZM159 148L162 149V147H157L158 150H160ZM165 148L166 147H164V149ZM152 149H153V147H152ZM27 150L29 151V149H27ZM45 150H46V148H45ZM171 150H170V152H171ZM5 151H3V152L6 153ZM42 151H44L43 147H42ZM58 151H59V154H58ZM61 151H63L62 152L63 155L61 154ZM167 151H169V150H167ZM26 152L27 151L25 150V154L27 155V153H29V152H27V153ZM104 152L105 151H103V153ZM44 153H47V152H44ZM76 153H77V155H76ZM6 154L9 155L8 153H6ZM217 154H220V153L218 152ZM7 155H6L5 158H8ZM20 155L18 156V159H19L18 160V164L19 165H21L20 160L24 159V157L21 158ZM57 155H59L60 158L56 159L55 157ZM47 156L48 155L46 154V158H47ZM208 156H209V158H208ZM210 156L211 155H207L206 156L207 159L206 160L203 159V160H205V163L208 161V164L206 163L208 165V169H206L207 168L206 164H205V168H204V161H202V159H201V161L203 163L201 161H199V162L202 163L201 164V165H203L202 167L204 169L208 170V172H209V167L214 164L213 163V164H211L209 166V163H210L209 159L211 158ZM234 157H236V156H234ZM5 158H4V161H5ZM15 158H17V157H15ZM26 158H27V156H26ZM108 158H107V160H109ZM213 158H214V156H213ZM102 161H104V160L102 159ZM102 161L100 163H102ZM211 161H212V159H211ZM25 162H26V159H25ZM78 162H76V163H78ZM195 162L199 163L198 161H195ZM212 162H215V161H212ZM78 164H79V166L81 165L80 163H78ZM12 165L14 166V168H13ZM27 165H29V164H25L26 169H29L28 167H30V169L32 168L30 165L27 167ZM47 165H49V163H46V162H45L44 166H43V164L41 165L42 166V171L46 167V170H44V172H47V178H48V173H49V179H51L50 178L51 177L50 172L47 171V169L49 170V167H51V166L50 165L47 166ZM22 166L24 167L23 164H22ZM99 166H100V164H99ZM105 166H106V164L104 165V167ZM260 166L264 167V164L262 163ZM187 167H189V168H187ZM211 167H213V166H211ZM230 167H231V165H230ZM18 170H19V172H18ZM29 170H25V168H24L25 172H28ZM197 170H199V169H197ZM213 170H211L210 173ZM224 170L226 171V169H224ZM7 172L9 173V176L10 175H13L12 177L15 176L16 180L14 178L9 177ZM101 172H104V171H101ZM201 172H202V170H201ZM261 172H263V170ZM33 174H34V172H33ZM258 174H260V173L258 172ZM28 175L31 176V174H28ZM63 175H64V177H63ZM230 175L228 177L229 181H230ZM194 176H196L195 178H197V179L200 178V177H198L199 175H194ZM219 176H220V174H219ZM7 177H9L10 180H12L11 181L12 182V188H11L12 192H11L10 186H9V190L8 191H7L8 187H2L1 186L2 185V181L5 178H7ZM55 177L53 176V178H55ZM95 177L97 178V176H95ZM212 177H214L213 174H212ZM236 177L238 178L237 175H236ZM74 178H73V180H74ZM256 178H257V176H256ZM49 179H48V181H50V183L54 186L52 180H49ZM28 180H29L30 183H28ZM45 180H46V178H45ZM76 180H79V178H75L74 181H76ZM100 180H101V182H100ZM193 180H194V182H193ZM258 181H259V179H258ZM5 182H6V179H5ZM54 182H55V180H54ZM45 183H47V181ZM192 183L194 185H192ZM57 184H60V182L57 183ZM222 184H227V185H225V187H224V185L222 186V185L219 184L218 190H222V188L223 189L227 188V190H228V188H230V186H228L230 183L228 184V182H226V180H223ZM258 184H259V182H258ZM258 184H255V186L257 187ZM262 184L264 185V183H262ZM260 185H261V183H260ZM48 186H50V185H48ZM216 186H217V184H216ZM220 186H222V188H220ZM45 188L47 189V186ZM69 188H70V190H69ZM71 188L72 187L69 185V187L64 189L65 190L64 192H67L69 190L68 191L69 193H73L75 191V189L71 191ZM253 188H255V187H253ZM232 189L233 188H231L230 191L226 190L225 195L219 199V206L217 204L215 205L214 201H213L212 205H210L211 206L210 209L212 210L213 213H214V211L216 212V214H215L216 216L219 213L218 209H220V214L218 216V221L221 220V224L223 226L220 225V222L217 223L216 230L218 231V234H222L225 231L224 232L225 234H223V237L228 235L229 230H230V232L232 231V229L229 227V226H231L230 223L233 220V219H231L232 218V216H231V214H232V206L234 205V201H233L234 197L232 196V195H234L233 194L234 191ZM257 189H258V187H257ZM33 190H34V192H33ZM231 190H232V193H231ZM50 191H52V189ZM198 191L199 190H197V192ZM256 191H257V194L259 195V193H258L259 190H256ZM69 193H67V194L70 196ZM209 193H206V197H207V195L208 196L210 195ZM257 194H256V196H257ZM230 195H231V197H230ZM50 196H51V194H50ZM50 196H49V198H51ZM201 196H202V194H201ZM260 196H261V194H260ZM52 197H53V195H52ZM210 197L211 196L206 198V203L207 204H208V199H211ZM49 198L47 197V199H49ZM231 198H232V200H231ZM260 198H263V196L260 197ZM66 201H67V199H66ZM230 201H231V203H230ZM229 203L232 204L231 208L229 207V205H230ZM201 204L202 203H200V205H199L200 207L203 206L204 200H203V204L202 205ZM256 205H258L257 214H256L257 217H256V219L253 222V228L256 230V232L258 231L257 232V236H255L256 238H254V233H252L253 238L255 240V243H254V241L251 242L249 240L247 241V239H246V241H247L246 244L250 245L251 243H254V245H255L257 243V245L259 246V250H258V252L257 251H255V252H256V254L261 256V258H259V257L258 258L262 259L263 260L262 262L264 263V198L262 199L261 203L256 204ZM204 207H205V204H204ZM228 208H230V209H228ZM233 209H234V206H233ZM203 210L205 211V208ZM230 210H231V212H230ZM71 211H73V212H71ZM207 212H209V211H207ZM221 212H223L222 215H221ZM253 212H252V215L254 214ZM228 213H230V214H228ZM189 214H191V216H192L191 220H190V217H189L190 215ZM203 216H204V214H203ZM219 217H220V220H219ZM194 218H195V220L197 219L199 222L195 221ZM211 218H212V215H211ZM254 218L255 217L253 216V219ZM180 220L182 222L184 221L183 225L182 224L180 225V222H181ZM189 220L194 223V224L192 223L193 226H196V225H198V226L197 227H191L192 224L189 222ZM196 222H197V224H195ZM187 223L188 224L190 223L191 225L190 224L187 225ZM239 223H240V221H239ZM219 225H220V228L218 227ZM240 226H242V225H240ZM240 226H238V227H240ZM217 227H218V229H217ZM249 227H248V229H249ZM227 229H228V231H227ZM207 230H208V228L206 227L203 230V234H204L205 231H206L205 233H208ZM210 231H211V229H210ZM192 232H193V234H192ZM197 232L199 233V235H197ZM251 232H253V231H251ZM251 232L248 234L249 237L251 236L250 235ZM231 234H232V232H231ZM214 236L216 237V235H214ZM201 237H202V235H201ZM215 237H213V238H215ZM211 238H212V236H211ZM221 238L222 237H220V239ZM246 238H247V236H246ZM220 239L218 238V240H220ZM214 240H212L213 242H211V243H214ZM221 240H223V238ZM251 240H253V239H251ZM248 242H251V243H248ZM182 243H184L183 247H181ZM258 243H260V245ZM220 244H221V242H220ZM258 246H256V248H254V249H257ZM246 252H248V251H246ZM229 254H231V253H229ZM258 258H257V260H258ZM245 259H246V257H245ZM244 261H246V260H244ZM253 261L254 260L252 259V262ZM249 264H251V263H249ZM255 264H257V263H255Z\"/></svg>", "mask_w": 264, "mask_h": 264}]
</instances>
